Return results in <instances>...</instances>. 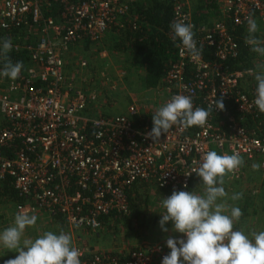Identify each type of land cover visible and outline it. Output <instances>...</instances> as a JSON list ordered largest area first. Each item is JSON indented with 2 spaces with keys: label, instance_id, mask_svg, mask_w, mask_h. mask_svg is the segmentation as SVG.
I'll return each mask as SVG.
<instances>
[{
  "label": "built area",
  "instance_id": "2783aa9c",
  "mask_svg": "<svg viewBox=\"0 0 264 264\" xmlns=\"http://www.w3.org/2000/svg\"><path fill=\"white\" fill-rule=\"evenodd\" d=\"M194 1L169 0L172 22L194 26L202 55L182 52L177 38V59L157 94L164 104L174 95H190L194 107L212 105L213 110L205 125H174L152 141L146 137L152 126L137 128L129 119L139 112L134 104L126 114L103 113L104 91L89 86L94 78V84L118 90L107 50L101 52L103 66L96 76L68 71L67 55L74 45L100 42L112 27L125 28V17L137 27L140 18L132 11L136 0H0V31L31 62L18 79L0 82V113L6 124L0 129V188L11 179L27 198L15 205V215L45 213L53 220L62 214L70 228L98 232L103 216L133 213L130 190L136 182L178 191L201 179L196 171L210 150L242 157L244 163L228 174L233 180L244 176L249 162L259 164L264 188V117L254 104L256 65L264 63V56L251 50L255 68L230 67L228 62L240 54L237 32H244L245 43L250 14L259 26L256 36L264 42V0H218L219 19L201 25L193 18ZM22 34L25 42L19 41ZM78 64L81 70L91 67L87 59ZM246 86L253 87L246 92ZM220 97L225 108L216 110ZM233 109L251 117H238ZM15 142L20 147L13 153ZM259 191L251 189L253 196ZM74 247L81 264H161L168 254L164 242L127 253L90 250L81 243Z\"/></svg>",
  "mask_w": 264,
  "mask_h": 264
},
{
  "label": "clouds",
  "instance_id": "9594fccd",
  "mask_svg": "<svg viewBox=\"0 0 264 264\" xmlns=\"http://www.w3.org/2000/svg\"><path fill=\"white\" fill-rule=\"evenodd\" d=\"M246 19L248 35L245 43L253 52L264 56V42L256 36L258 23L251 14ZM170 27L172 39H179L182 52L187 51L193 57L202 55V49L197 47L194 39L192 24L174 21ZM12 47L10 38L0 42V59L4 61L0 76L16 80L23 62H12L8 56ZM256 68L254 104L264 113V63L257 64ZM214 103L216 110L225 108L222 97ZM212 110V105L208 108L194 107L190 95H174L152 115V128L146 137L152 141L160 140L162 134H167L174 125L183 128L203 126ZM243 163L238 153L220 155L213 150L207 151L196 171L204 185L203 194L185 191L187 189L173 190L170 196L163 198L161 204L165 211L159 220L161 229L168 232L165 225L171 222L172 231L183 236L167 237L166 245L170 252L163 256L161 264H264V231L246 235L243 231L234 230V223L243 213L240 207L229 204L225 199L236 201L242 198V193L228 197L223 185L224 177ZM252 168L259 170L260 165L254 163ZM36 221L35 215L17 213L13 225L0 232V245L18 253L15 258L5 260L4 264H81L79 249L73 246L71 235L63 230L59 234L46 231L35 239L24 238L25 229L34 227Z\"/></svg>",
  "mask_w": 264,
  "mask_h": 264
},
{
  "label": "trees",
  "instance_id": "16d2710c",
  "mask_svg": "<svg viewBox=\"0 0 264 264\" xmlns=\"http://www.w3.org/2000/svg\"><path fill=\"white\" fill-rule=\"evenodd\" d=\"M132 11L138 14L140 18L136 22L137 27L133 28L129 17H125L122 19L123 23L126 26L125 28H122L121 26L112 27L108 33L111 35L113 45L109 47L110 52H108L111 54H121L125 74L121 78H123L124 76L125 78H130L132 76L131 74H133L134 76H138L142 85L138 87L140 89H145L146 93L148 92L152 95L155 93V95H157V90L160 89V87L163 85L168 70L172 67L177 59V40L173 41V32L170 27L174 14L173 5L169 2V0H136V2L133 3ZM219 17L220 10L218 0H197L195 13L193 15L194 21L197 25L206 24L209 20H217L219 19ZM14 35H16V32L14 33ZM243 35L244 32L242 30H239L237 32V36H240V54L237 58L230 59L228 61L229 65L230 67L234 66L242 69L249 67L255 68L253 57L254 54L252 53L251 49L244 43V39L242 38ZM3 37L4 33L0 31V40H2ZM83 43L86 44L87 48L90 47L91 42L86 41ZM77 46L78 44L74 45L72 47V50ZM207 51L212 52V50L208 49ZM8 56L13 63L17 61L23 62V68L21 71H24L31 64L29 55L26 51H18L12 47V50L8 53ZM115 61H119V59ZM3 64V59H0L1 70L3 68ZM116 69H118V71L120 72H122L121 70H123L118 67ZM114 71L116 72L115 69H111L113 75L115 74ZM94 72L98 73V70L95 69L94 66H92L90 67V69L86 70L84 75L91 77ZM71 74L81 76L79 71L77 70L75 72H72ZM94 80V78H91L92 83L90 85L94 83ZM116 81L118 82V84L121 83L118 80ZM252 87L253 86H246L244 90L246 92H249ZM107 90L109 91V89ZM108 95L109 99H117L120 97L124 98V96H121L119 93H114L113 95L112 91H109ZM132 100L135 101L134 98ZM112 102L113 99L107 102V105L111 107L113 105ZM155 111L145 112L143 114L138 112L134 116H129V119L134 122V126H136L137 128L145 127L148 125L152 126V115L155 113ZM233 112L238 117H251L250 114H242L236 109H233ZM260 116L263 118L264 113L260 112ZM250 120L251 119H249L247 123H250ZM5 125V122H2V124H0V129ZM196 127L197 126H192L191 128L195 129ZM13 146L15 148V150H13L14 153L18 150L20 144L18 142H15ZM196 181H193L192 184L187 188L188 191H191L195 187ZM149 187L150 184L148 182H136L130 190L133 213L130 216L120 213H112L111 215L103 216L101 218L103 228L106 227L110 230L114 228L118 232L121 230L125 231L126 233L128 231L133 232L134 226L132 225H134V223H139L136 216L138 215L137 213L139 211V207L141 208V206H139L140 201L143 200L144 194H142V190L143 193L147 194L143 205L148 204ZM159 190V194H165V196L171 195L173 191L163 188H159ZM244 199L245 200L241 202L240 207L243 214L247 211V206L253 203L252 198H250L249 196L244 197ZM26 200L27 198L21 196L19 192L14 188L13 181L11 179H7L5 183L3 182L0 188V202L8 201L16 205L26 202ZM261 200L264 207V192H262L261 194ZM54 221L61 224L66 223L62 214H57L54 217ZM242 222L234 224V230L242 231V227L244 226V222Z\"/></svg>",
  "mask_w": 264,
  "mask_h": 264
},
{
  "label": "rangeland",
  "instance_id": "374dc122",
  "mask_svg": "<svg viewBox=\"0 0 264 264\" xmlns=\"http://www.w3.org/2000/svg\"><path fill=\"white\" fill-rule=\"evenodd\" d=\"M110 31V30H109ZM108 31V32H109ZM106 33L105 36L101 39L100 42L91 43L90 47L87 48L86 44H78L77 47H74L68 55L67 59L69 62V69L70 73L75 72L76 70L79 71L80 75L83 76L86 72L85 69L81 70L78 62L83 59H87L89 61L90 66H94L95 69L98 71L101 69V52L103 50L109 51V47L113 45L111 40V35ZM19 36V35H17ZM4 39V37H3ZM2 39V40H3ZM15 39V38H14ZM0 40V41H2ZM16 40H18L16 38ZM28 40L25 34H22L19 38V41L25 42ZM13 41V39H11ZM110 52V51H109ZM108 52V53H109ZM111 54V53H110ZM109 58L110 60H114V62L119 65L118 68L123 69L122 57L121 54H111ZM113 55V56H112ZM112 58V59H111ZM119 61H115L118 60ZM1 70V69H0ZM123 75L124 69L121 70ZM90 74V73H89ZM88 74V75H89ZM96 72L93 73V76H96ZM132 76L130 78H121L119 83L118 90L113 92L109 89V91L113 93H119L121 96L120 98H112V106L109 107L107 102L111 101L109 99V91L107 93L105 91L106 87H102L101 83L92 84V86H99L103 92L101 96V102L106 101L101 105V110L103 113L106 114H119L123 113L126 114L128 110V106L130 104H134L137 110L140 113L151 112L157 110L159 107L164 105V97L163 95H155V93L149 94L145 92V89H140L138 86H142L140 83V79L138 76ZM90 78V76H88ZM11 79L7 77L0 76V82L4 84L8 83ZM108 89V88H107ZM136 89V90H134ZM135 99L133 101L132 99ZM4 122V118L0 113V124ZM248 163V162H247ZM246 163V164H247ZM254 162H249L246 165L244 176L239 180H233L226 175L224 177V188L228 193V197H231L235 193H242L243 196L241 199L232 201L231 199H227V202L231 205L241 207V202L244 197L249 196L252 198L253 203L247 206V211L240 217L236 223L244 222V226L242 227V231L247 235L251 232H260L264 231V207L263 202L261 200V194L264 192V188L260 185L261 184V170H253L252 165ZM259 188L260 191L255 196L252 195L251 189ZM159 188L154 185L150 184L149 191H148V204H144L146 193H143V200L140 201L141 208L139 207L138 218L139 223H134V231L133 232H125L123 230L117 231L114 228L112 230L104 227L98 232H94L89 228H75L70 230V226L67 223H58L52 220L47 216L45 213H37L35 216L37 217L36 225L34 227H27L24 232V238L35 239L38 235H42L46 231H53L57 234L61 230L66 233H69L72 237V244L73 246L77 243V238H82L83 245L90 250H99V251H112V252H122L127 253L133 248L139 247H146L149 245H153L157 242H164L166 243V239L168 236L173 237H182L183 234L178 232L172 231V223L167 222L165 227L169 229L168 232H164L160 225L159 220L161 219V213L165 211L162 207V200L165 194H159ZM188 191V190H187ZM197 194H203L204 185L201 180L196 181L195 187L191 190ZM250 191V193H249ZM170 196V195H168ZM263 197V196H262ZM143 205V206H142ZM14 209L15 205L10 202H0V223L2 224L0 228V232H2L5 228L12 226L14 223ZM242 222V223H243ZM77 229V230H76ZM251 238V237H250ZM102 246V247H101ZM100 249H96V248ZM170 249L168 248V253ZM18 253L10 250L4 249L2 245H0V264H4L5 260L15 258Z\"/></svg>",
  "mask_w": 264,
  "mask_h": 264
},
{
  "label": "crops",
  "instance_id": "0c3cea01",
  "mask_svg": "<svg viewBox=\"0 0 264 264\" xmlns=\"http://www.w3.org/2000/svg\"><path fill=\"white\" fill-rule=\"evenodd\" d=\"M196 5H197V0H195L194 3H193V8H192V9H193V14L195 13ZM109 54H110V53H109ZM110 56H111V55H110ZM109 59H110V58H109ZM111 59H112V58H111ZM111 62H112V64L110 65V67H114V69L116 70V68H117L119 65H117V64L114 62V60H111ZM101 66H103V62H101ZM111 73H112V72H111ZM114 73H115V74H114L113 76H114V77H115V76L117 77V78L115 77L116 80H120L121 77H122V74H123V73L120 72V71H117V70H116V72L114 71ZM118 73H119L120 75H118ZM112 74H113V73H112ZM118 85H119V84H118ZM89 86H92V85H89ZM132 209H133V208H132ZM71 229H74V228H70V230H71ZM77 229H79V228H77ZM77 229H76V230H77ZM76 241H77L76 244H78V243L83 244L82 238H80V237H78ZM76 244H75V245H76ZM75 245H74V246H75ZM101 247H102V246H101ZM94 248H96V247H94ZM96 249H100V248H96Z\"/></svg>",
  "mask_w": 264,
  "mask_h": 264
}]
</instances>
